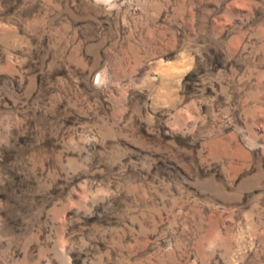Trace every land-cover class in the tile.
Wrapping results in <instances>:
<instances>
[{
  "label": "rangeland",
  "instance_id": "1",
  "mask_svg": "<svg viewBox=\"0 0 264 264\" xmlns=\"http://www.w3.org/2000/svg\"><path fill=\"white\" fill-rule=\"evenodd\" d=\"M0 264H264V0H0Z\"/></svg>",
  "mask_w": 264,
  "mask_h": 264
}]
</instances>
